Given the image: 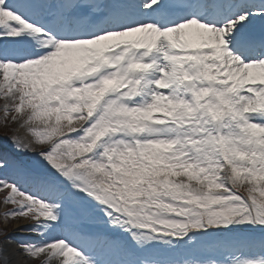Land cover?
I'll return each instance as SVG.
<instances>
[{
    "label": "snow or ice",
    "instance_id": "6c2138e0",
    "mask_svg": "<svg viewBox=\"0 0 264 264\" xmlns=\"http://www.w3.org/2000/svg\"><path fill=\"white\" fill-rule=\"evenodd\" d=\"M0 99L48 165L0 181L28 258L264 264V0H0Z\"/></svg>",
    "mask_w": 264,
    "mask_h": 264
},
{
    "label": "rangeland",
    "instance_id": "374dc122",
    "mask_svg": "<svg viewBox=\"0 0 264 264\" xmlns=\"http://www.w3.org/2000/svg\"><path fill=\"white\" fill-rule=\"evenodd\" d=\"M3 104H4V100L3 99H0V108H2V106H3ZM3 111L2 110H0V123H2L3 122ZM4 123V122H3ZM5 124V123H4ZM2 125L1 126V129H4L5 130V127H7V126H5V125ZM9 124H11V129L9 128L8 129V131H4V132H6V134H7V138H5V139H1L0 138V154H4V155H6L7 157H8V160H7V166L6 167H4L3 168V173L4 174H6V173H9V174H11V175H9L10 177L11 176H13L14 177V179L15 180H17V182L21 185L22 184V181H24V179H25V177H26V175L28 174V172L26 171V168H21V167H19L14 161H13V157L14 156H11L10 155V153H8L7 152V150H5L4 148H3V146L5 145V144H7V146L11 149V147H12V144H11V140H10V137H12V136H18V137H20V138H25L26 136H28V137H30L31 139H32V137H31V135L27 132V130H26V128H22V127H20V121H18V122H15V123H13L12 121H11V119L9 118V121H8V123L6 124V125H8V127H9ZM26 135V136H25ZM7 140H9L8 141V143H7ZM6 152H4L3 150ZM36 149V148H35ZM14 152H15V150H14ZM27 154L26 155H24L23 157H30V153H32V152H26ZM46 169H48V166L46 167ZM50 170V169H49ZM1 176V175H0ZM3 180H5V179H3ZM22 186V185H21ZM12 210H14V209H7L6 208V204L5 203H3L2 204V208L0 207V211H2V215H1V219H2V223L5 225V224H7L8 222H11L12 223V233H14L15 234V232H16V228H18V227H21L22 226V228L23 229H28V228H30L32 225H33V222H32V220H30L29 218H22V217H17V218H11V217H9V218H7V219H5V217H4V214L5 213H7V212H10V211H12ZM31 221V222H30ZM23 223H25V224H23ZM31 225V226H30ZM17 238V237H16ZM18 239V243H17V241H14L13 239L12 240H10V242H9V240L6 242V243H3V242H1V245H0V247H2L3 248V250H4V257H5V254L6 253H9V250H7L8 248H10V249H15L16 251H15V253H16V255H17V258H15V259H13V262H14V264H31L29 261H28V258H27V256L25 255V253L24 252H20V251H23L21 248H20V243L21 242H27V241H29V240H31L29 237H26V238H23V239H20V238H17ZM11 250V251H12ZM4 257H0V264H4ZM31 261V260H30ZM37 264H39V261H38V263Z\"/></svg>",
    "mask_w": 264,
    "mask_h": 264
},
{
    "label": "bare ground",
    "instance_id": "6f19581e",
    "mask_svg": "<svg viewBox=\"0 0 264 264\" xmlns=\"http://www.w3.org/2000/svg\"><path fill=\"white\" fill-rule=\"evenodd\" d=\"M11 257L14 259L15 257H14V253H12V254H10L9 256H7V258L8 259H10L11 260ZM53 264H57V263H53Z\"/></svg>",
    "mask_w": 264,
    "mask_h": 264
}]
</instances>
